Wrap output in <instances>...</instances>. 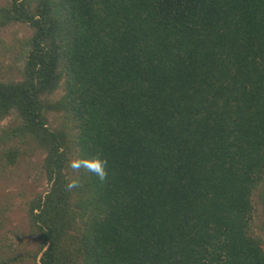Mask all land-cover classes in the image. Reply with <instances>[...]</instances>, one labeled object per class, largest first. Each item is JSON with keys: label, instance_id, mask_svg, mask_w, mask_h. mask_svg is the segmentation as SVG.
<instances>
[{"label": "trees", "instance_id": "obj_1", "mask_svg": "<svg viewBox=\"0 0 264 264\" xmlns=\"http://www.w3.org/2000/svg\"><path fill=\"white\" fill-rule=\"evenodd\" d=\"M0 47V158L48 183L0 264H264V0H0Z\"/></svg>", "mask_w": 264, "mask_h": 264}, {"label": "rangeland", "instance_id": "obj_2", "mask_svg": "<svg viewBox=\"0 0 264 264\" xmlns=\"http://www.w3.org/2000/svg\"><path fill=\"white\" fill-rule=\"evenodd\" d=\"M26 34L24 27L15 26L3 30L2 35L10 44L13 39L21 38ZM14 60V51H5L0 47V68ZM3 68V67H2ZM1 150V149H0ZM1 152V151H0ZM1 156V155H0ZM42 159L41 155H33L17 160L14 164H7L0 158V209L4 206L11 209L7 212L0 228V237L5 236L6 241H11L21 247L33 250L32 235L28 229L26 216L17 205L21 194L30 195L33 192H44L48 183L43 176L39 177L37 168ZM256 195H254V198ZM257 199V198H256ZM260 206L253 222L254 231L264 237V232L259 228Z\"/></svg>", "mask_w": 264, "mask_h": 264}, {"label": "clouds", "instance_id": "obj_3", "mask_svg": "<svg viewBox=\"0 0 264 264\" xmlns=\"http://www.w3.org/2000/svg\"><path fill=\"white\" fill-rule=\"evenodd\" d=\"M70 166L75 168L77 167V162L71 161ZM93 168L96 171L97 176L99 177L100 180H104L107 177V170L103 167V164L99 161L93 164ZM79 184L78 179L71 180L68 184L69 188L77 187Z\"/></svg>", "mask_w": 264, "mask_h": 264}]
</instances>
